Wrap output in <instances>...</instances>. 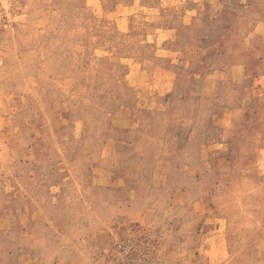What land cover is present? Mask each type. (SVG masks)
<instances>
[{"label": "rangeland", "instance_id": "rangeland-1", "mask_svg": "<svg viewBox=\"0 0 264 264\" xmlns=\"http://www.w3.org/2000/svg\"><path fill=\"white\" fill-rule=\"evenodd\" d=\"M0 264H264V0H0Z\"/></svg>", "mask_w": 264, "mask_h": 264}]
</instances>
